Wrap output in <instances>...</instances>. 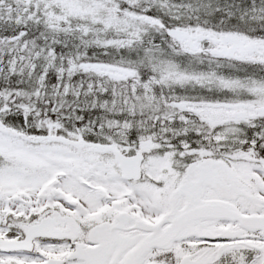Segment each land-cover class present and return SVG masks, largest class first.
Wrapping results in <instances>:
<instances>
[{
	"label": "snow or ice",
	"instance_id": "1",
	"mask_svg": "<svg viewBox=\"0 0 264 264\" xmlns=\"http://www.w3.org/2000/svg\"><path fill=\"white\" fill-rule=\"evenodd\" d=\"M0 264H264V0H0Z\"/></svg>",
	"mask_w": 264,
	"mask_h": 264
}]
</instances>
